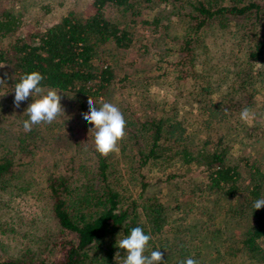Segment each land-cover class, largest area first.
<instances>
[{
	"label": "rangeland",
	"instance_id": "rangeland-1",
	"mask_svg": "<svg viewBox=\"0 0 264 264\" xmlns=\"http://www.w3.org/2000/svg\"><path fill=\"white\" fill-rule=\"evenodd\" d=\"M92 1L16 0L15 8L24 12L25 28L43 29L68 13L86 16L92 11ZM252 1H258L261 7L247 17L227 20L223 30H217L215 24L200 29L189 44L193 60L183 65L184 73H179L174 64L184 55L179 50L181 42L191 35L194 23L189 19L188 6L180 7L175 0H171L173 4L134 0L129 9L106 7V17L129 29L132 41L127 48H115L111 42L100 45L94 60L95 65L110 66L115 76L102 96L92 97L98 107L111 102L124 116L147 113L181 124L183 139L177 142L174 137H166L164 145L204 144L212 149L220 140L223 147L228 146L225 158L230 164L236 163L242 183L233 197L221 198L209 191L205 173L199 167L188 168L171 159L152 165L145 177L151 182L146 197L163 195V201L177 198L181 211L174 226L182 231L177 234V243L182 250L194 247L198 251L197 247L203 246L201 259L210 260L208 264H213L209 256L219 254L215 252L219 245L235 244L250 226V214L242 206L247 184L253 178L250 168L264 172V53L252 61L247 56L254 51L259 35L264 34V0ZM237 41L242 48L235 45ZM206 52H212V61L218 64L213 70L207 71L201 65ZM211 75L219 84L217 92L227 95L234 90L240 107L228 112L227 118L208 121L199 107L201 91L194 80L204 81ZM58 91L64 113L51 124L34 125L25 132L23 121L29 119L26 109L33 98L29 96L16 108L14 89L6 83L0 85V158L12 161L9 172L0 176V263L60 264L63 241L74 237L53 217L45 179L52 172L69 175L70 165L89 154L87 148L94 142L87 136L90 131L84 132L83 128L90 130L94 125L82 116L88 111L89 96ZM216 95L211 92L208 97L216 99ZM246 107L254 113L249 123L239 118ZM127 138L119 142L118 152L109 154L117 168L125 163L120 150H127ZM87 142L91 144L85 146ZM163 156L165 159L169 154ZM144 170L147 172V167ZM240 260L250 264L245 257Z\"/></svg>",
	"mask_w": 264,
	"mask_h": 264
},
{
	"label": "trees",
	"instance_id": "trees-1",
	"mask_svg": "<svg viewBox=\"0 0 264 264\" xmlns=\"http://www.w3.org/2000/svg\"><path fill=\"white\" fill-rule=\"evenodd\" d=\"M15 1L0 0V66H3L0 67V78L8 88L14 89L24 74L39 71L45 77L42 81L45 88L53 87L80 97L102 96L115 76L110 66L94 64L99 46L111 42L115 48H127L132 41L131 31L108 19L105 8L129 9L134 0H93L92 11L86 16L68 13L43 29L25 28L24 12L15 8ZM175 1L181 4L180 7H189V19L194 21L191 35L181 42L179 50L184 55L174 64L179 73H184V64L193 60L189 44L201 28L215 24L217 30H223L227 20L247 17L261 7L258 1L252 0ZM161 2L173 4L171 0ZM43 8L48 11L46 5ZM238 44L242 48L240 41L235 45ZM253 48L254 51L247 54L250 61L264 53V34L259 35ZM212 60L214 54L206 52L201 65L206 66L207 71L213 70L218 64ZM211 76L204 77V81L194 80L197 90L201 91V97L197 99L199 107L208 121L227 118L228 112L240 107L234 90L227 92L228 96L219 94L216 77ZM211 92L217 93L216 99L208 97ZM130 116H125L129 145L127 150L124 147L120 150L125 163L119 168L110 155L105 157L96 152L94 144L87 148L89 154H85L81 162L70 165L69 175L52 172L45 179L53 217L62 229L76 238V241L74 237L63 241L64 256L60 264H123L127 253L118 248L117 241L130 235L131 229L137 226L152 236L145 255L159 250L165 264H180L188 257L200 264H208L210 260L201 259L203 246L197 247L198 251L194 247L182 250L177 243V234H182L174 226L181 211L177 198L163 201L166 199L163 195L146 197L151 182L145 177L151 172L152 165L171 159L188 168L199 167L200 172L205 173L209 191L217 192L221 198L233 197L242 188V183L236 163L230 164L225 158L228 146L223 147L220 140L212 149L204 144L164 145L162 140L166 137H174L177 142L183 139L181 124L171 123L169 117L147 113ZM83 131L88 132L89 128L84 127ZM87 136L93 143V134L88 132ZM90 144L87 142L85 146ZM165 152L169 157L162 159ZM11 165L9 159L0 158V176L9 172ZM250 172L253 178L247 184L242 202L250 214V226L235 244L219 245L215 251L219 254L209 256L213 264H242L241 257L250 264H264V208L255 210L253 207L256 199L264 197V172L258 168H250ZM201 216L207 218L203 213Z\"/></svg>",
	"mask_w": 264,
	"mask_h": 264
},
{
	"label": "clouds",
	"instance_id": "clouds-1",
	"mask_svg": "<svg viewBox=\"0 0 264 264\" xmlns=\"http://www.w3.org/2000/svg\"><path fill=\"white\" fill-rule=\"evenodd\" d=\"M44 80L45 77L42 73L32 71L24 74L20 81L15 84L14 106L16 108H19L29 96L33 98V102L26 109L29 119L23 121L25 132H30L34 125L51 124L64 113L61 104V92L53 87L45 88L42 86ZM4 83V79L0 78V85ZM82 116L89 125H94L89 131L94 136L96 152L107 157L109 154L119 151V142L126 136L127 121L116 104L103 102L98 107L96 101L89 96L88 111L82 113ZM239 118L241 121L249 123L254 119V113L246 107L241 110ZM253 207L255 210L264 208V197L256 199ZM151 239L152 236L145 234L144 229L139 226L132 228L130 235L118 239V248L126 250L127 253L123 259V264H165L163 253L159 250L152 251L150 255H145L146 247ZM182 264H200V262L188 257L182 261Z\"/></svg>",
	"mask_w": 264,
	"mask_h": 264
}]
</instances>
